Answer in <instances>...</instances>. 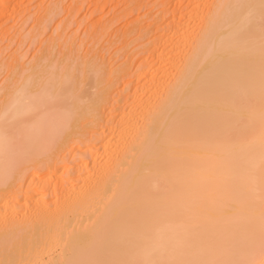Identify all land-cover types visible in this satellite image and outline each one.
<instances>
[{
    "label": "bare ground",
    "instance_id": "bare-ground-1",
    "mask_svg": "<svg viewBox=\"0 0 264 264\" xmlns=\"http://www.w3.org/2000/svg\"><path fill=\"white\" fill-rule=\"evenodd\" d=\"M206 2L149 24L131 108L67 172L72 77L38 61L0 84V264H264V0Z\"/></svg>",
    "mask_w": 264,
    "mask_h": 264
},
{
    "label": "rangeland",
    "instance_id": "rangeland-1",
    "mask_svg": "<svg viewBox=\"0 0 264 264\" xmlns=\"http://www.w3.org/2000/svg\"><path fill=\"white\" fill-rule=\"evenodd\" d=\"M177 1L9 0L7 4L5 0L7 7L4 6V9L6 12L0 8V72L2 71L0 84L12 72H19V69H24L30 63L39 61L42 66L44 65V70L51 69L54 73H68L69 79L72 77L70 85L74 89L76 87L78 95L84 97V101L81 100L83 102L92 101V103H88L89 105L81 101L82 112L86 106L83 114L89 115L86 117L83 115L84 120L75 125L76 127H72L73 131L81 132L79 136L81 141L76 142L72 137L69 142L66 141L67 144L58 145L57 157L61 159L63 170L66 172L72 166L71 163L74 160L72 156L77 146L89 149L98 141L95 137L97 132L102 128L104 130L105 126L112 128V125H105L98 121L99 117L107 118L115 108L122 110L131 108L132 98L130 95L137 85L135 86L133 83L135 87L131 85L130 91L125 85L131 82L132 75L140 61L146 60V65H152L149 63V61L152 62L150 59L152 50L147 42L155 36L156 32L165 29L163 21L166 16L170 15L168 13L178 12L177 14L180 16L184 13L186 15L187 0H184L186 1L185 5L183 2L182 5H179L178 10V5H173ZM206 1L203 0L202 6L207 3ZM170 2L171 4H168ZM174 8L177 11L172 12L171 9ZM153 17L157 18L153 19ZM198 17L196 20L193 19L195 22L192 20L191 30L194 26V31L200 27V22H196L199 20ZM150 23H155L159 29L163 25V28L160 30L157 28L158 31L154 29L156 27L153 25L154 28L152 27L150 30L147 28ZM125 57H128L127 61H124ZM131 58L134 61L130 63ZM124 62L126 64H123ZM149 68L150 65L144 70L152 74L153 69ZM169 77L172 78L171 75ZM109 80L112 84L109 94H101L100 92ZM122 87H125L126 90L123 91ZM77 93H74L75 96ZM119 93H122L124 97H118ZM94 97L98 98V101ZM129 98L131 99L129 100ZM96 107L98 108L95 109ZM91 114L95 118L88 123ZM103 125L105 126L102 127ZM81 126L83 127L81 128Z\"/></svg>",
    "mask_w": 264,
    "mask_h": 264
}]
</instances>
